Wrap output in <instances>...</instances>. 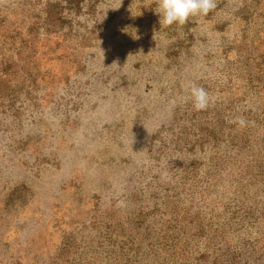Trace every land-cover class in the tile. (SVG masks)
Wrapping results in <instances>:
<instances>
[{
    "label": "rangeland",
    "instance_id": "obj_1",
    "mask_svg": "<svg viewBox=\"0 0 264 264\" xmlns=\"http://www.w3.org/2000/svg\"><path fill=\"white\" fill-rule=\"evenodd\" d=\"M215 3L0 0V264H264V0Z\"/></svg>",
    "mask_w": 264,
    "mask_h": 264
},
{
    "label": "clouds",
    "instance_id": "obj_2",
    "mask_svg": "<svg viewBox=\"0 0 264 264\" xmlns=\"http://www.w3.org/2000/svg\"><path fill=\"white\" fill-rule=\"evenodd\" d=\"M215 7V0H157L155 13L158 14L159 25H183L191 17L207 16ZM188 92L192 107L196 111L206 110L215 100L205 88L196 84H191ZM234 123L240 128L248 124L244 118H237Z\"/></svg>",
    "mask_w": 264,
    "mask_h": 264
}]
</instances>
